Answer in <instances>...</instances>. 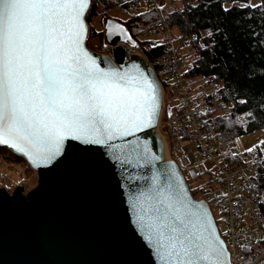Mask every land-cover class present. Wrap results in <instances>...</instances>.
Wrapping results in <instances>:
<instances>
[{"label": "snow or ice", "instance_id": "6c2138e0", "mask_svg": "<svg viewBox=\"0 0 264 264\" xmlns=\"http://www.w3.org/2000/svg\"><path fill=\"white\" fill-rule=\"evenodd\" d=\"M90 5L0 0V145L27 157L34 168L50 166L68 140L105 147L121 165L154 166L157 157L146 145L133 164L115 153L121 147L115 141L155 127L158 87L138 64L105 69L90 55L84 47ZM151 179L152 187L138 194L132 208L142 207L139 201L149 204L136 223L158 264H230L204 205L192 202L182 182L161 186L158 176Z\"/></svg>", "mask_w": 264, "mask_h": 264}, {"label": "water", "instance_id": "95a60500", "mask_svg": "<svg viewBox=\"0 0 264 264\" xmlns=\"http://www.w3.org/2000/svg\"><path fill=\"white\" fill-rule=\"evenodd\" d=\"M86 24L88 27L87 21ZM103 38L108 45H136L126 27L111 18L104 21ZM86 50L105 69L130 70L138 64L158 87L161 111L159 81L147 61L132 54L123 55L121 47L112 49L115 61ZM157 123L158 119L155 127L115 141L121 146L115 153L133 164L146 145L149 154L157 157L154 166L147 167L121 165L105 147L68 140L63 154L50 166L34 168L27 157L0 145V149L22 159L37 177L27 192L22 186L14 187L10 193L0 188V264H158L154 248L136 223L137 213L144 214L149 204L139 201L142 207L132 208L138 194L152 187L154 175L159 177L161 186L169 180L174 186L177 181L182 182L192 202L207 209L216 234L223 240L207 204L193 199L187 181L174 163L164 162L165 150L154 131Z\"/></svg>", "mask_w": 264, "mask_h": 264}, {"label": "built area", "instance_id": "2783aa9c", "mask_svg": "<svg viewBox=\"0 0 264 264\" xmlns=\"http://www.w3.org/2000/svg\"><path fill=\"white\" fill-rule=\"evenodd\" d=\"M182 1L186 4L182 14L187 20L189 7L197 6L199 0H195L194 4L190 0ZM125 5L128 6L115 8H120L126 17L139 12L154 11L158 14L156 26L141 36L143 41L163 45L161 54L148 60L142 49L127 42L92 48L89 46V25L86 48L114 61L112 49L121 47L123 55L140 57L147 61L155 74L156 68L162 72L161 79L156 76L161 90L158 136L163 147L164 144L167 147V160L164 162L174 163L187 182L203 181L198 186L200 197H192L204 201L213 218L212 209L223 218L224 232L219 234L225 242L230 264H264V190H260L254 182L255 166L264 161V146L242 150L236 139L222 140L219 130L211 126L210 121L214 118L240 122L243 116L237 103L222 96L219 85L213 79L206 80L204 90L191 92L184 77L191 66L182 62L180 53L182 47L189 46L188 22L184 31H180L178 45L174 46L156 0H130ZM163 85L174 97L176 108L173 111L167 106ZM195 153L202 158L197 160ZM17 159L15 157L10 161V165L18 164ZM5 181L6 175L0 173V182Z\"/></svg>", "mask_w": 264, "mask_h": 264}, {"label": "trees", "instance_id": "16d2710c", "mask_svg": "<svg viewBox=\"0 0 264 264\" xmlns=\"http://www.w3.org/2000/svg\"><path fill=\"white\" fill-rule=\"evenodd\" d=\"M130 0H91L87 15L89 22L97 10L105 11L113 6H124ZM250 0H199L189 7L187 20L183 14L171 8L165 13V4L157 0L168 28L184 31L188 22L189 47L193 61L185 71L187 80L213 79L219 85L222 96L238 104L242 121L214 118L210 121L219 130L222 140L236 139L241 135L264 128V0L257 7H238ZM227 5H231L227 7ZM144 50L148 60L161 54L164 46L159 42L141 41V35L153 29L158 21L154 11L139 12L120 21ZM103 23V22H102ZM101 23V24H102ZM91 35L104 43L103 32L90 28ZM159 76V74H158ZM207 82L205 81L204 85ZM254 182L264 190V161L255 166Z\"/></svg>", "mask_w": 264, "mask_h": 264}, {"label": "rangeland", "instance_id": "374dc122", "mask_svg": "<svg viewBox=\"0 0 264 264\" xmlns=\"http://www.w3.org/2000/svg\"><path fill=\"white\" fill-rule=\"evenodd\" d=\"M194 2L195 0H190L191 4H194ZM163 3L165 5L162 6L161 10L164 13L171 8H175L176 10H179L181 13H184L186 9V4L182 0H163ZM260 3H261L260 0H250L248 4L236 3L235 5L242 8L246 6L257 7L258 5H260ZM230 6L231 5H227L226 8ZM115 7L116 6H113L112 8L107 9L105 11L97 10L96 16H94L89 22L86 19L90 28L92 27L95 28L97 31L103 32V24L105 19L111 18V19H118L122 22L125 21L128 17L123 15V12L120 8H115ZM166 32L169 33L174 46L178 45L179 34L182 33L176 27L168 28V26ZM140 40L143 42L142 36L140 37ZM104 44H106L105 41L103 44H100L99 38L91 35V38L89 40L90 47L99 49ZM180 53L182 55V62L185 65L193 61V57L189 46L182 47ZM161 73L162 72H160L156 68V74L157 75L159 74L158 77L160 79H161ZM205 81L206 79L204 78H196L192 81L188 80V83L191 87V92L196 93L204 90L206 87V85H204ZM163 86H164L163 87L164 95L167 96V106L170 108L171 111H173L176 108L174 97L171 93H169V88L165 87V85ZM161 131H163V129ZM236 141L242 150H250L255 147L264 146V128L257 129L250 133L236 137ZM191 148L194 150V147ZM195 158L199 160L202 157L200 154L195 153ZM14 159H15L14 156L7 153L5 150L0 149V173H4L6 175V181L4 183L0 182V188H4L8 193L12 192L13 188L16 187L17 185L19 186L23 185L22 186L23 188L25 186L26 190H29L34 186V182L37 180L35 172L32 171L22 159L18 158L17 161L19 163L13 164L11 166L9 162ZM187 183L192 196L200 197L198 194V186L202 185L203 181H198V182L188 181ZM212 210L214 215V222L217 226L218 232L223 234L224 220L219 216V214L215 209Z\"/></svg>", "mask_w": 264, "mask_h": 264}, {"label": "bare ground", "instance_id": "6f19581e", "mask_svg": "<svg viewBox=\"0 0 264 264\" xmlns=\"http://www.w3.org/2000/svg\"><path fill=\"white\" fill-rule=\"evenodd\" d=\"M88 20V19H87ZM112 61V60H111ZM115 61V60H114ZM159 126H160V122L158 123V126H157V128L154 130L158 135H159V132H158V128H159ZM164 150H165V158H164V160H167V147H166V145L164 144ZM25 191L27 192L28 190H26V187H25ZM213 211V210H212ZM213 213V212H212Z\"/></svg>", "mask_w": 264, "mask_h": 264}]
</instances>
